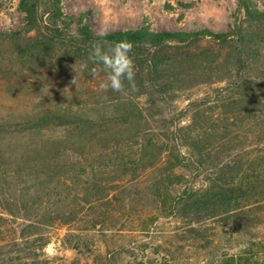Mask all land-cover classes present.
Returning <instances> with one entry per match:
<instances>
[{"label": "trees", "instance_id": "trees-1", "mask_svg": "<svg viewBox=\"0 0 264 264\" xmlns=\"http://www.w3.org/2000/svg\"><path fill=\"white\" fill-rule=\"evenodd\" d=\"M19 9L25 27L0 30L16 102L0 106V264H59L57 225L94 264H264V11L238 0L226 33L95 35L62 0ZM97 40L132 45L137 91L100 90Z\"/></svg>", "mask_w": 264, "mask_h": 264}, {"label": "rangeland", "instance_id": "rangeland-1", "mask_svg": "<svg viewBox=\"0 0 264 264\" xmlns=\"http://www.w3.org/2000/svg\"><path fill=\"white\" fill-rule=\"evenodd\" d=\"M250 1L259 12L264 11V0ZM62 7L65 18H84L95 35L140 28L154 33L202 30L226 33L243 16L238 12V0H62ZM24 27L25 17L20 12L19 0H0V30L17 33ZM206 91L199 88L184 95L179 102L180 110L190 101L202 98ZM14 105V99L7 96L0 85V106ZM65 234L66 229L57 225L53 242L45 248V253L59 264H94L93 256L86 251L73 252L63 246ZM119 239L121 243L128 240L126 234ZM153 251V246L145 240L135 250L137 261L152 256Z\"/></svg>", "mask_w": 264, "mask_h": 264}, {"label": "clouds", "instance_id": "clouds-1", "mask_svg": "<svg viewBox=\"0 0 264 264\" xmlns=\"http://www.w3.org/2000/svg\"><path fill=\"white\" fill-rule=\"evenodd\" d=\"M106 41L97 40L91 43V50L88 61L94 65H102V68L93 67L90 74L93 78L99 76L103 71L106 74V80L100 83L99 88L102 92H106L109 88L113 92H122L125 90V81L127 87L132 92L138 90L135 81V65L132 57L129 55L132 45L127 40H121L113 44L106 45ZM86 65H81V69ZM75 77L73 83L78 85L80 70L73 67Z\"/></svg>", "mask_w": 264, "mask_h": 264}]
</instances>
